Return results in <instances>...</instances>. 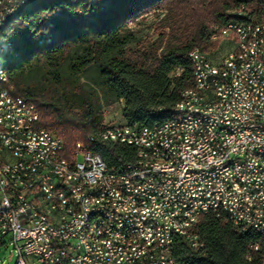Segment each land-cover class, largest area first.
Wrapping results in <instances>:
<instances>
[{
  "label": "built area",
  "instance_id": "built-area-1",
  "mask_svg": "<svg viewBox=\"0 0 264 264\" xmlns=\"http://www.w3.org/2000/svg\"><path fill=\"white\" fill-rule=\"evenodd\" d=\"M20 2L7 0L0 24ZM232 13L212 25L211 40L233 43L217 65H207L199 47L189 54L200 72H192L196 91L185 89L184 106L173 107L181 108L182 124L171 117L143 128L110 124L91 136L135 148V159L121 167L80 143L73 156L64 155L62 140L37 125L34 103L13 95L0 72V131L18 133L0 148L25 155L24 173L0 166V217L8 216L0 246H10L15 264H177L176 238L202 247L195 223L221 202H228L233 223L264 233V15L249 17L245 5ZM250 25H257L255 37H248ZM15 45L16 38L8 45L14 53ZM195 109L205 111L206 124H198ZM26 173L33 182L21 181ZM38 189L49 191L52 221L41 213ZM86 213H93V225L80 235ZM155 226L161 235H153Z\"/></svg>",
  "mask_w": 264,
  "mask_h": 264
},
{
  "label": "trees",
  "instance_id": "trees-1",
  "mask_svg": "<svg viewBox=\"0 0 264 264\" xmlns=\"http://www.w3.org/2000/svg\"><path fill=\"white\" fill-rule=\"evenodd\" d=\"M241 5L251 18L264 15V0H28L0 25V54L10 38L20 50L7 85L34 103L37 125L62 140L64 155L80 143L121 167L135 159L132 145L90 140L107 126L104 107L121 102L124 123L138 128L171 117L181 93L195 86L190 51L215 44L212 25ZM152 10L162 12L155 37L143 38L140 25ZM44 34L50 41L39 43ZM228 218L223 210L200 214L203 245L194 250L177 237L176 263L264 264V236Z\"/></svg>",
  "mask_w": 264,
  "mask_h": 264
},
{
  "label": "bare ground",
  "instance_id": "bare-ground-1",
  "mask_svg": "<svg viewBox=\"0 0 264 264\" xmlns=\"http://www.w3.org/2000/svg\"><path fill=\"white\" fill-rule=\"evenodd\" d=\"M28 0H21L19 4H16V9L18 6L27 3ZM7 5V0H0V16H4V9ZM11 15V14H10ZM9 16V15H8ZM7 16V17H8ZM7 17H2V23ZM2 23L0 25H2ZM257 35V25H250L248 27V37H255ZM48 39L39 40V43L49 42L51 35ZM15 40L8 39L4 42L1 48L0 54V72L3 75H7L8 65L19 57L20 50L15 45L14 47H8V45H14ZM6 47V48H5ZM192 50L189 54H191ZM10 56V57H6ZM192 63L193 72H200V64L196 63L195 58H190ZM207 65H217L206 56ZM235 73H242V65H235ZM0 83H2V76L0 75ZM189 91H196V84L193 88H189ZM176 106H184V99H179ZM181 108H173L171 118H174V124H182ZM185 117H192V110H185ZM194 118L198 119V124H206L205 111L203 109H195ZM162 123H165L163 121ZM18 140V133H13V131H0V146H4V141H16ZM90 140H94L90 137ZM93 152V151H91ZM20 162H25V155L16 152L10 148H0V166H9L12 173H24V166ZM21 181L33 182V173L21 174ZM11 182H18V175H11ZM38 200L41 213L44 214L45 221H52L53 219V206L49 203V191L46 189H38ZM220 210L225 211L228 215V219L232 221L230 216L229 204L228 202H221ZM1 212V204H0ZM8 224V216L0 217V228H6ZM93 225V213H86L84 218L80 221L79 234L87 235V230ZM162 226L153 227V235H161ZM264 236V233H260Z\"/></svg>",
  "mask_w": 264,
  "mask_h": 264
},
{
  "label": "rangeland",
  "instance_id": "rangeland-1",
  "mask_svg": "<svg viewBox=\"0 0 264 264\" xmlns=\"http://www.w3.org/2000/svg\"><path fill=\"white\" fill-rule=\"evenodd\" d=\"M162 12L160 10H152L145 14L140 25L141 37L150 36L155 37L153 27L156 21L161 17ZM233 49V43L230 38L223 36L217 39L215 44L208 46L203 49L207 54L208 58L215 63H218L223 56L230 50ZM104 122L107 125L110 124H121L124 123V118L121 112V102L113 103L109 106L104 107ZM16 256L10 252V246H0V264H15Z\"/></svg>",
  "mask_w": 264,
  "mask_h": 264
}]
</instances>
